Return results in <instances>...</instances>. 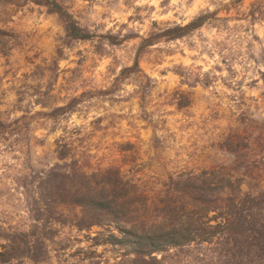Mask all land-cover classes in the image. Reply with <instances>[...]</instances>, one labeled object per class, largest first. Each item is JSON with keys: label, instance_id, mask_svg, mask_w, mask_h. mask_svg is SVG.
<instances>
[{"label": "rangeland", "instance_id": "1", "mask_svg": "<svg viewBox=\"0 0 264 264\" xmlns=\"http://www.w3.org/2000/svg\"><path fill=\"white\" fill-rule=\"evenodd\" d=\"M200 14L199 29L148 45ZM70 17L87 40L67 33ZM57 164L118 169L153 219L188 177L240 185L264 215V0H0V241L30 223L23 187ZM60 231L40 260L12 264L113 261L92 245L100 229ZM232 243L229 258L194 245L166 264H243Z\"/></svg>", "mask_w": 264, "mask_h": 264}, {"label": "trees", "instance_id": "2", "mask_svg": "<svg viewBox=\"0 0 264 264\" xmlns=\"http://www.w3.org/2000/svg\"><path fill=\"white\" fill-rule=\"evenodd\" d=\"M205 20L200 14L185 25L162 29L147 39L148 45L155 44L154 35L184 37L202 27ZM66 30L74 39L89 38L78 33L80 28L71 17ZM131 68L139 70V62ZM38 174L34 186L23 187L30 223L1 239L0 264H12L19 252L32 263L40 260L38 253L49 252L48 243L59 238L61 226L79 232L100 229L91 241L95 247L115 252L107 264H166L164 254L194 245L226 248L229 258V247L240 239L243 264H264V215L259 205L246 208L258 198L251 200L240 185L200 177L171 179L174 187L159 195L158 216L153 219L145 192L116 168L87 174L57 164ZM232 256L236 257L234 251ZM85 261L103 264L92 262L93 257Z\"/></svg>", "mask_w": 264, "mask_h": 264}]
</instances>
